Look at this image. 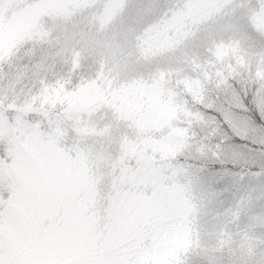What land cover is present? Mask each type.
Wrapping results in <instances>:
<instances>
[{"label":"snow or ice","instance_id":"snow-or-ice-1","mask_svg":"<svg viewBox=\"0 0 264 264\" xmlns=\"http://www.w3.org/2000/svg\"><path fill=\"white\" fill-rule=\"evenodd\" d=\"M0 264H264V0H0Z\"/></svg>","mask_w":264,"mask_h":264},{"label":"rangeland","instance_id":"rangeland-1","mask_svg":"<svg viewBox=\"0 0 264 264\" xmlns=\"http://www.w3.org/2000/svg\"><path fill=\"white\" fill-rule=\"evenodd\" d=\"M118 15V13H113V16ZM28 16L24 15L22 16V18L18 21L17 26L18 27H23L28 23ZM122 40V35L120 33H113L111 34L110 38H109V42L113 45H118L121 43Z\"/></svg>","mask_w":264,"mask_h":264}]
</instances>
